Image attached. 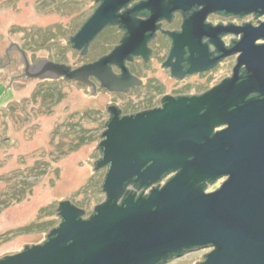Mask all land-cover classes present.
I'll list each match as a JSON object with an SVG mask.
<instances>
[{"label": "water", "instance_id": "water-1", "mask_svg": "<svg viewBox=\"0 0 264 264\" xmlns=\"http://www.w3.org/2000/svg\"><path fill=\"white\" fill-rule=\"evenodd\" d=\"M129 1L104 0L79 38L90 40L107 15ZM161 1L150 0L146 7L157 13L154 6ZM172 1L180 10L204 5L232 14L264 11V0ZM242 32L235 51L243 53L239 63L251 73L247 80L237 84L235 77L202 98L172 102L149 119L114 121L102 144L110 165L103 187L108 202L90 220L70 202L61 203L63 223L49 240L0 264H166L210 247L203 264H264V45H256L264 40V24ZM130 46L126 41L108 62L132 53ZM34 70L54 77L74 74L49 61ZM251 94L261 99L244 103ZM220 125L228 128L214 134ZM169 172L175 176L145 196L125 185L136 179L152 188ZM222 178L227 181L219 190L205 192L204 182Z\"/></svg>", "mask_w": 264, "mask_h": 264}, {"label": "flooded vegetation", "instance_id": "flooded-vegetation-1", "mask_svg": "<svg viewBox=\"0 0 264 264\" xmlns=\"http://www.w3.org/2000/svg\"><path fill=\"white\" fill-rule=\"evenodd\" d=\"M149 1L131 0L121 4L113 13L107 15V23L103 28L90 40L82 41L79 35L104 6V0H89L92 6H87L90 12L86 13L88 15L85 19L68 22L74 23L72 31L67 36L65 52L66 55L72 54L74 63L44 59L69 67L74 73L71 77L68 74L61 77L38 74L34 68L42 64L43 59L34 61L35 58L30 57L21 47H14V51L7 52L9 64L18 65L19 71L21 67L23 68L17 77H12L13 87H17L16 79L18 84H22L19 83L21 80L32 78L40 80L38 90L36 89L30 97L25 95L23 104L27 105L26 102L36 99V105L43 107L45 112L57 106L54 115L60 112L62 115L56 119L62 120L55 123L56 129L59 125L64 129L76 128L85 136L98 132L96 151L99 157L95 160L93 169L95 172H105L101 181L102 188L110 169V165L104 163L102 144L107 140L106 135L111 124L116 120L149 119L151 115L163 112L172 102L202 98L235 77L238 79L237 84L247 80L251 73L246 65L239 63L243 53L235 50L244 38L243 29L259 28L264 24V11L232 14L226 11H212L204 5H190L186 10H180L172 0H163L158 6H154L158 7L156 13L147 9L146 4ZM132 33L136 37L134 41L131 40ZM126 41L131 43L132 53L108 62ZM256 45H264V40H258ZM13 52L16 55L14 61L11 57ZM102 62L104 64L98 66ZM225 67L226 76L213 84L211 78L218 71L225 70ZM87 68L92 69L89 71ZM252 99L261 97L258 94H251L244 103ZM64 104V107L61 106ZM21 105L14 91V98L10 104V108L13 109L12 117H20L16 111ZM77 119L81 123L75 122ZM227 128V125L217 126L214 128V134ZM65 135L74 133L67 130ZM51 168L49 164L48 169ZM174 176V172H169L152 187L158 184L163 186V183ZM215 183L211 182L207 187ZM125 185L127 190L133 193L141 186V182L132 179ZM12 192L13 194L9 196L14 198L16 190ZM124 201L125 196L119 198L117 202L121 205ZM107 202L106 195L102 205ZM59 209L60 205L57 209L59 225L48 233L42 244L27 245L23 251L41 246L49 240V235L63 223ZM95 214L93 210L82 219L90 220ZM194 251L186 252L179 257H171L166 264H172ZM11 256L14 255L2 257L0 261ZM205 260L206 257L198 264H203Z\"/></svg>", "mask_w": 264, "mask_h": 264}, {"label": "rangeland", "instance_id": "rangeland-1", "mask_svg": "<svg viewBox=\"0 0 264 264\" xmlns=\"http://www.w3.org/2000/svg\"><path fill=\"white\" fill-rule=\"evenodd\" d=\"M88 1L0 0V258L17 255L27 245L42 244L60 223V203L70 202L88 216L106 200L101 186L105 172L93 169L99 157L98 132L85 136L76 128L59 125L56 129L55 123L62 120L56 119L60 112L54 115L57 106L45 112L36 105V99L23 104L25 95L30 97L38 90L40 80H21L18 84L16 79L17 87H13L12 77L23 68L19 71L7 57L8 51L21 47L34 61L74 63L72 54L65 52L74 23L68 22L85 19L90 12L87 6H92ZM15 56L13 52V61ZM226 74L227 68L218 71L211 81L215 84ZM14 91L22 104L16 111L18 118L11 115ZM75 122L81 123L78 119ZM67 130L74 135H65ZM226 181L219 179L206 193L216 192ZM13 190L16 194L11 198ZM213 250L210 247L188 253L172 264H198Z\"/></svg>", "mask_w": 264, "mask_h": 264}, {"label": "trees", "instance_id": "trees-1", "mask_svg": "<svg viewBox=\"0 0 264 264\" xmlns=\"http://www.w3.org/2000/svg\"><path fill=\"white\" fill-rule=\"evenodd\" d=\"M212 181H206L205 183H203V186L205 187V189H207L208 185L211 184ZM155 187H160V185L158 184L157 186H154L152 188H142L141 186L136 188V191L133 192L135 195H137V197H141V196H145L147 195L148 192H150V190H152Z\"/></svg>", "mask_w": 264, "mask_h": 264}]
</instances>
